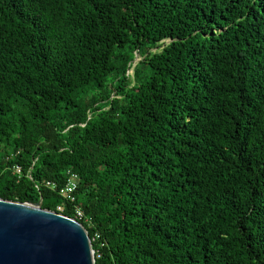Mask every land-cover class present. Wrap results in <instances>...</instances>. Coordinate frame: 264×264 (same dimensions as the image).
<instances>
[{"label": "trees", "instance_id": "obj_1", "mask_svg": "<svg viewBox=\"0 0 264 264\" xmlns=\"http://www.w3.org/2000/svg\"><path fill=\"white\" fill-rule=\"evenodd\" d=\"M0 199L95 264H264V0H0Z\"/></svg>", "mask_w": 264, "mask_h": 264}, {"label": "water", "instance_id": "obj_2", "mask_svg": "<svg viewBox=\"0 0 264 264\" xmlns=\"http://www.w3.org/2000/svg\"><path fill=\"white\" fill-rule=\"evenodd\" d=\"M0 264H95V250L78 220L0 199Z\"/></svg>", "mask_w": 264, "mask_h": 264}, {"label": "built area", "instance_id": "obj_3", "mask_svg": "<svg viewBox=\"0 0 264 264\" xmlns=\"http://www.w3.org/2000/svg\"><path fill=\"white\" fill-rule=\"evenodd\" d=\"M16 171L20 173V168L16 167ZM67 175H68L67 183L59 190V194L60 196H62V198L73 204L76 202L75 193L77 191V186H78V175L73 173L72 171H69ZM47 185L52 189L56 188L54 184L47 183ZM63 211L64 208L60 206L57 208L56 212L63 214ZM74 212H75V217L73 219H76L80 222L84 218V213L78 207H75Z\"/></svg>", "mask_w": 264, "mask_h": 264}, {"label": "clouds", "instance_id": "obj_4", "mask_svg": "<svg viewBox=\"0 0 264 264\" xmlns=\"http://www.w3.org/2000/svg\"><path fill=\"white\" fill-rule=\"evenodd\" d=\"M141 59V56L139 54H136L135 63H138Z\"/></svg>", "mask_w": 264, "mask_h": 264}, {"label": "rangeland", "instance_id": "obj_5", "mask_svg": "<svg viewBox=\"0 0 264 264\" xmlns=\"http://www.w3.org/2000/svg\"><path fill=\"white\" fill-rule=\"evenodd\" d=\"M154 51H156V50H154Z\"/></svg>", "mask_w": 264, "mask_h": 264}]
</instances>
